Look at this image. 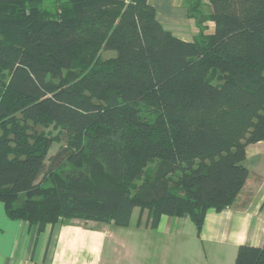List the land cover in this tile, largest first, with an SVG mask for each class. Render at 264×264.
<instances>
[{"label":"trees","instance_id":"trees-1","mask_svg":"<svg viewBox=\"0 0 264 264\" xmlns=\"http://www.w3.org/2000/svg\"><path fill=\"white\" fill-rule=\"evenodd\" d=\"M187 1L192 42L149 0H0L8 219L96 230L138 208L199 234L209 209L244 201L246 147L264 141V0H207L208 18ZM235 264H264V245L239 246Z\"/></svg>","mask_w":264,"mask_h":264},{"label":"crops","instance_id":"crops-1","mask_svg":"<svg viewBox=\"0 0 264 264\" xmlns=\"http://www.w3.org/2000/svg\"><path fill=\"white\" fill-rule=\"evenodd\" d=\"M200 1L201 6L209 4L207 0ZM149 3L157 22L174 37L192 42L198 36L195 21L189 17L187 0ZM243 164L253 177L244 201L221 212L209 209L199 234L188 216L162 217L152 227L148 212L138 208L133 210L126 227L110 225L89 230L59 220L39 233L36 226L8 219L0 203V264H235L239 246L264 245V141L246 147ZM65 223L100 233L102 241L91 250L88 248L92 256L86 258L83 253L82 257L67 259L64 251L62 258L57 256L62 232L68 229Z\"/></svg>","mask_w":264,"mask_h":264},{"label":"rangeland","instance_id":"rangeland-1","mask_svg":"<svg viewBox=\"0 0 264 264\" xmlns=\"http://www.w3.org/2000/svg\"><path fill=\"white\" fill-rule=\"evenodd\" d=\"M62 1H66V0H62ZM48 7L52 8L51 5H48ZM200 12L202 13L203 16L209 15V14H212V8L210 7L209 4L208 6L202 5L200 8ZM206 27H207L206 34H213L214 24L211 21H208L206 23ZM213 83L219 84L218 81H214ZM141 110L143 111V115L147 119H150V117L153 115L151 109L145 111V109L142 106ZM135 184L140 185L141 180L136 181ZM136 212H138V210L135 211L134 217L131 220L132 226L136 222V218H137ZM65 226H68L66 227L68 229L63 230L62 232V237H61V241L59 244L57 256L59 258H62L63 251L67 253L65 255L67 259H71V258L76 259V258L82 257L83 253H85L86 258L89 256H92L88 248L91 250L92 246H96L97 243H100V241H102L100 237L101 236L100 233H91L90 231L84 229L83 227H73V226L69 227V225L67 224ZM120 230L122 232H126V229L120 228ZM128 230H131V228ZM73 261L75 260H70V262H73Z\"/></svg>","mask_w":264,"mask_h":264}]
</instances>
